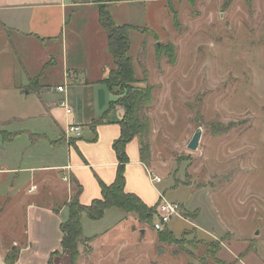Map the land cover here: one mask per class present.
Wrapping results in <instances>:
<instances>
[{
	"label": "rangeland",
	"instance_id": "1",
	"mask_svg": "<svg viewBox=\"0 0 264 264\" xmlns=\"http://www.w3.org/2000/svg\"><path fill=\"white\" fill-rule=\"evenodd\" d=\"M166 3L160 27L140 28L142 36L130 34L129 55L138 79L134 87H153L154 102L147 111L150 138L155 130L152 161L146 167L148 201L160 198L182 205L180 219L167 225L173 240L161 242L160 232L137 215L112 210L87 225L88 236L97 238L84 237L76 264H213L206 250L212 243L219 244L217 258L224 264L237 259L241 261L236 264H264V0ZM166 49L174 50L175 65L162 54ZM32 50L0 30L1 121L12 108L13 112L26 106L36 109L33 100L27 104L9 94L17 83L19 58L28 73L40 71ZM116 92L117 98L125 94ZM1 121L2 146L5 138L12 137L6 132L12 128ZM35 126L30 123L22 130L43 132ZM198 129H202L199 148L190 152L188 143ZM43 134L52 136L46 129ZM37 144L42 153L46 151L45 141ZM28 145V138L17 139L7 149L4 144L0 162L25 152ZM151 172L160 183L152 181ZM16 217L19 234L23 225ZM153 221L157 222L155 217ZM23 245L18 243L16 251ZM60 250L61 245L51 264H69Z\"/></svg>",
	"mask_w": 264,
	"mask_h": 264
},
{
	"label": "crops",
	"instance_id": "2",
	"mask_svg": "<svg viewBox=\"0 0 264 264\" xmlns=\"http://www.w3.org/2000/svg\"><path fill=\"white\" fill-rule=\"evenodd\" d=\"M166 2L0 0L2 35L7 39L15 35L24 48L32 46L40 63L39 72L28 73L19 58L17 83L9 93L24 103L33 100L36 109L26 106L13 112L12 108L6 121L0 120L8 129L12 128L6 131L12 137L3 141L0 151L4 150V144L7 149L17 139L29 140L25 152L13 153L0 162V264H5L8 251L15 250L20 242H24V247L19 250L15 264H37L35 261L40 260L48 264L52 253L61 245L60 223L68 215L66 204L72 196L71 180L75 178L82 186L79 201L83 206L101 198L100 183L115 181L118 161L112 145L121 134L119 122L124 118V108L118 104L110 108L117 97L102 83L114 62L107 53V35L99 26V6H105L114 23L131 25L136 28L131 33L142 36L140 28L160 27L161 18L167 14ZM141 41L145 42L143 38ZM45 74L51 79L46 80ZM60 85L64 93L56 92V86ZM61 101L67 102L72 111L70 116L60 106ZM30 123H36L34 128L38 132L49 131L51 138L43 132L22 130ZM73 123L82 126L81 139L66 136V128ZM154 136L152 128L151 145ZM33 137L42 140L35 143ZM43 141L46 142L43 148H47L42 153L37 143ZM126 152L130 163L125 169V191L139 196L146 206H154L160 198L155 203L148 201V170L139 160L136 139L127 145ZM112 210L117 209L105 213ZM16 216L23 225L19 232L22 235L16 233ZM90 222L86 216L82 217L83 235L97 238L96 234H87Z\"/></svg>",
	"mask_w": 264,
	"mask_h": 264
},
{
	"label": "trees",
	"instance_id": "3",
	"mask_svg": "<svg viewBox=\"0 0 264 264\" xmlns=\"http://www.w3.org/2000/svg\"><path fill=\"white\" fill-rule=\"evenodd\" d=\"M190 2L195 0H187ZM233 0H226L225 5H228ZM250 0H245L249 2ZM103 2V0H97V3ZM98 22L99 26L103 28L107 35V53L111 56L114 67L111 70L108 77L102 80V83L108 86L113 95L117 96V89L125 91L123 97H118L116 102L110 105V108L121 105L124 108V118L119 122L120 137L113 143V150L118 161V167L115 175V181L111 184L100 183L101 198L95 199L90 202L89 205L83 206L80 204V196L82 192V186L74 178L71 180L72 196L70 197L66 208L68 211L67 218L60 223L61 230V250L63 254H66L69 258V264H76L78 259V245L82 243L84 239L81 219L86 216L88 220L99 221L105 215V211L109 209L121 210L126 214L137 215L139 221L145 223L147 226H153V217L157 220V206H146L141 198L136 194L125 191L126 176L125 169L130 163L127 156V145L134 139L137 140L139 146V160L148 167L151 163V145H150V133H151V120L147 115L148 109L152 106L154 100L152 97L153 87H147L145 89L136 88L134 84L138 82L136 72L134 70V59L129 55L131 48L130 34L131 31L136 28L129 25H120L114 23L109 11L104 5L98 9ZM140 31V30H139ZM144 34L143 31H140ZM145 43V42H144ZM168 59L170 65L177 63V57L172 51L166 49L162 53ZM146 73L144 72V78ZM5 138V137H4ZM42 140L41 137H37L36 141ZM5 141L8 138L4 139ZM34 139L32 138V141ZM35 142V140H34ZM166 228L159 233V240L165 242L167 240H173L172 234ZM95 238L91 237V241ZM206 245V244H205ZM12 250L6 254L5 264H15L18 260V251ZM208 255H211L213 264H224L217 258L219 252V244L212 243L207 245ZM59 252H54L48 260V264H51L52 257Z\"/></svg>",
	"mask_w": 264,
	"mask_h": 264
},
{
	"label": "built area",
	"instance_id": "4",
	"mask_svg": "<svg viewBox=\"0 0 264 264\" xmlns=\"http://www.w3.org/2000/svg\"><path fill=\"white\" fill-rule=\"evenodd\" d=\"M65 89L62 85L56 86V92L64 93ZM60 106L64 109L66 115L70 116L72 114L71 109L68 107L67 102L61 101ZM66 136L69 139H81L83 136L82 126L79 124H71L65 130ZM152 177V181L155 183H160L161 179L156 175L149 174ZM161 202L158 204L157 208V222L154 223L153 229L156 232L163 231L166 226L172 221V219H180L182 212V205L174 202Z\"/></svg>",
	"mask_w": 264,
	"mask_h": 264
},
{
	"label": "water",
	"instance_id": "5",
	"mask_svg": "<svg viewBox=\"0 0 264 264\" xmlns=\"http://www.w3.org/2000/svg\"><path fill=\"white\" fill-rule=\"evenodd\" d=\"M201 137H202V129H198L194 133L192 139L188 143L187 149L190 152H194V151H197L198 150L199 145H200L199 143H200ZM226 179H228V176H226Z\"/></svg>",
	"mask_w": 264,
	"mask_h": 264
}]
</instances>
